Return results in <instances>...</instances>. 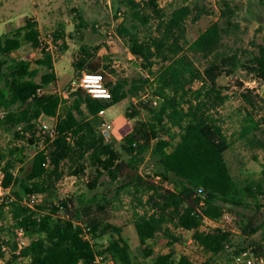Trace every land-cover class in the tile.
Returning a JSON list of instances; mask_svg holds the SVG:
<instances>
[{
    "label": "trees",
    "instance_id": "1",
    "mask_svg": "<svg viewBox=\"0 0 264 264\" xmlns=\"http://www.w3.org/2000/svg\"><path fill=\"white\" fill-rule=\"evenodd\" d=\"M147 1L152 16L158 19V34L140 37L137 24H146L150 16L142 12L137 0H122L131 22H122L119 32L126 36L131 53L142 60L148 73L138 79L106 82L111 91L107 99L94 98L72 85L64 95L45 91L57 81L53 55L45 51L35 62L14 56L26 44L41 48L37 20L29 19L11 34L0 35V131L13 133L15 139L27 143L0 148L6 191L0 197L1 262L6 258L7 245L10 258L5 264H94L97 255H102L106 264H196L186 255L177 256L174 250L155 251L151 242L160 232L170 237V224L194 231L196 240L210 255L203 264H217L216 258L224 255L233 261L235 255L246 250L235 242L230 231L205 233L200 228L204 216L218 220L226 207L249 206L247 197H260L257 208L264 211V185H243L232 173L226 157L236 142L247 150H264V120L248 112L239 130L231 137L227 135L215 116L228 99L217 84L223 72L215 62L201 70L195 60L198 56L208 59L216 53L226 30L217 22L190 41L186 24L193 14L190 6L165 13L157 0ZM78 18L80 31L86 22L79 13ZM64 37L61 27L55 32L54 41ZM256 48L248 52L250 56L242 66L264 82V44ZM100 49L98 45L81 46L80 56L73 64L78 75ZM157 63L160 67L154 71ZM39 75L41 80L37 81ZM197 81L200 86L196 88ZM147 87L160 102L158 105L141 99ZM131 97L146 113L144 116L139 106L131 102L126 115L136 122L122 139L127 156L123 158L99 128L108 109ZM42 115L55 120L58 134L50 148L30 154L28 144L39 139L35 129ZM91 151L96 153L97 179L104 174L110 183H119L117 194L147 197L145 211L134 217L142 260L132 253L122 227L102 218L112 198L98 194L91 198L84 194L57 201L53 198V178L59 179L61 164L72 163L74 175H79L84 172L83 160ZM148 156L154 163V175L172 188L156 184L149 174L141 172ZM94 187L95 182L91 185ZM35 195L47 198L37 202ZM7 219L10 227H6ZM240 229L244 239L263 230L264 239V219L259 223L249 221ZM16 231L22 232L29 243L19 244ZM107 235L110 237L103 243ZM254 244L259 243L248 242V246Z\"/></svg>",
    "mask_w": 264,
    "mask_h": 264
},
{
    "label": "rangeland",
    "instance_id": "2",
    "mask_svg": "<svg viewBox=\"0 0 264 264\" xmlns=\"http://www.w3.org/2000/svg\"><path fill=\"white\" fill-rule=\"evenodd\" d=\"M137 1H140L142 12L150 16L146 24L140 22L137 24L140 37L157 35L158 19L152 16V7L146 3L147 0ZM121 2L122 0H0V35L11 34L25 25L29 19L38 21L42 37L41 48L35 49L26 44L16 51L14 56L35 62L45 51L53 55L55 69L57 68L59 75H57V81L46 88L47 92L64 95L73 82L79 81L82 73L78 75L73 64L79 58L80 48L84 44L92 47L98 45L101 49L93 56L83 72L96 74L103 72L106 82L110 80L115 82L120 78L138 79L146 76L148 72L142 67V60L131 53L126 36L119 32L122 22L126 25L131 22L129 10ZM157 3L165 13H170L184 5L192 8L193 14L186 23L187 37L190 41L195 40L217 22L226 30L221 47L216 53L208 59L198 56L195 60L201 70L215 62L223 72L218 77L217 84L222 95L227 96L228 99L223 106L218 107L215 116L220 120L227 135L231 137L239 130L241 120L248 112L255 114L258 120H264V82L251 75L242 66V63L246 62L250 56L248 52H254L258 44H264V0H157ZM77 12L86 22L85 27L80 31L78 29L81 20ZM61 27L65 30V37L55 42L54 34ZM159 67L157 63L153 70L156 71ZM36 79L40 81L41 75ZM194 86L199 87L200 82L197 81ZM141 99L153 102L155 105L160 103L152 96L150 87L142 92ZM132 101L140 108L138 100L131 97L121 105L108 109L102 116L104 124L102 128H99V131L105 134L106 141L110 142L123 158L127 156L123 150L122 139L131 132L136 122V119L131 120L126 115ZM140 109L145 116L146 112ZM35 133L39 139L38 141L32 139V142L28 144L30 154L51 146L50 142L43 140L39 135L38 125ZM21 145L27 146L26 141L15 139L13 133L0 131L1 149ZM95 154L91 151L83 160L85 170L79 175H74V168H70L72 163L66 161L61 164L59 179L53 178V198L57 201L80 194L86 195L87 198H91L94 194L112 198L113 202L102 214V218L108 223L122 227L124 236L128 238L132 246V253L140 256L134 217L137 212L145 211L147 197L128 192L117 194L116 187L119 183H110L107 175L104 174L99 175L97 179L98 164L95 161ZM226 157L232 173L243 185L248 183L264 185V150H247L236 142L227 151ZM141 172L145 175L149 174L150 180L156 184L172 188L167 182L154 175L155 167L150 156L142 165ZM94 182L96 187L91 188ZM5 194L4 190L2 196ZM46 198L44 195H35L37 202ZM259 199L260 197L258 199L247 197L246 202L249 206L232 209L226 207L225 213L220 218L230 224L235 242L246 250L250 240H263V230L244 239L240 229L241 225L249 221L254 223L263 221L264 211L257 208L260 204ZM5 224L6 227H10L11 221L7 219ZM168 228L171 231H169L170 237L160 232L151 242L157 253L174 250L177 256L186 255L196 264H203L210 258L200 242L196 240L194 231L178 228L173 224L168 225ZM200 231L214 232L208 223H203ZM15 234L18 236L19 244L29 243L30 240L19 231ZM109 237L107 235L103 243H107ZM168 242H173L174 245L169 246ZM4 251L6 258L0 261V264H5L10 258L7 245L4 246ZM140 260H142L141 256ZM216 261L217 264H234L228 255L219 256Z\"/></svg>",
    "mask_w": 264,
    "mask_h": 264
},
{
    "label": "built area",
    "instance_id": "3",
    "mask_svg": "<svg viewBox=\"0 0 264 264\" xmlns=\"http://www.w3.org/2000/svg\"><path fill=\"white\" fill-rule=\"evenodd\" d=\"M81 87L88 94H90L94 98H110L111 91L107 86L106 80L102 73H89L83 72L80 76L79 82H74L72 84V88ZM38 128L39 135L50 143L54 142L57 137L58 131L56 129L55 120L49 118L45 115H42L38 119ZM3 179L4 172L0 169V197H2L4 192L3 187ZM203 204V202H201ZM198 211V210H197ZM195 211L194 214H197L200 211ZM203 223H208L213 231L221 230L222 232L230 231L233 234V230L230 228V224L228 222H224L222 219L214 220L204 216ZM202 223V224H203ZM22 234V232H20ZM234 235V234H233ZM259 244H254L253 246H249L246 251L239 253V255H235L233 258L234 264H264V239L258 241ZM229 245H227V248ZM94 264H106L103 261L102 255H97L95 257ZM109 264H112L109 262Z\"/></svg>",
    "mask_w": 264,
    "mask_h": 264
},
{
    "label": "crops",
    "instance_id": "4",
    "mask_svg": "<svg viewBox=\"0 0 264 264\" xmlns=\"http://www.w3.org/2000/svg\"><path fill=\"white\" fill-rule=\"evenodd\" d=\"M56 73H57V75H59L58 72H57V68H56ZM102 73H103V72H102ZM81 75H82V74H81ZM81 75H80V76H81Z\"/></svg>",
    "mask_w": 264,
    "mask_h": 264
},
{
    "label": "water",
    "instance_id": "5",
    "mask_svg": "<svg viewBox=\"0 0 264 264\" xmlns=\"http://www.w3.org/2000/svg\"><path fill=\"white\" fill-rule=\"evenodd\" d=\"M31 142H32V140H31Z\"/></svg>",
    "mask_w": 264,
    "mask_h": 264
}]
</instances>
